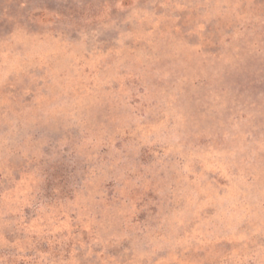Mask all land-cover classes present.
I'll return each mask as SVG.
<instances>
[{
  "label": "rangeland",
  "instance_id": "rangeland-1",
  "mask_svg": "<svg viewBox=\"0 0 264 264\" xmlns=\"http://www.w3.org/2000/svg\"><path fill=\"white\" fill-rule=\"evenodd\" d=\"M0 264H264V0H0Z\"/></svg>",
  "mask_w": 264,
  "mask_h": 264
}]
</instances>
